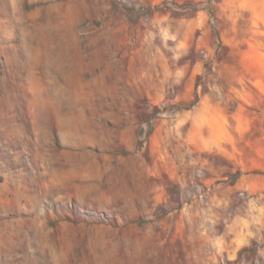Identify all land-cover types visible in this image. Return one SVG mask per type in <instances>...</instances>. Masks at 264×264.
Masks as SVG:
<instances>
[{
  "label": "rangeland",
  "instance_id": "obj_1",
  "mask_svg": "<svg viewBox=\"0 0 264 264\" xmlns=\"http://www.w3.org/2000/svg\"><path fill=\"white\" fill-rule=\"evenodd\" d=\"M0 264H264V0H0Z\"/></svg>",
  "mask_w": 264,
  "mask_h": 264
}]
</instances>
